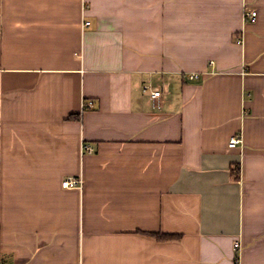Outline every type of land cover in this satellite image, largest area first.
<instances>
[{
	"label": "crops",
	"instance_id": "obj_1",
	"mask_svg": "<svg viewBox=\"0 0 264 264\" xmlns=\"http://www.w3.org/2000/svg\"><path fill=\"white\" fill-rule=\"evenodd\" d=\"M0 264H264V0H0Z\"/></svg>",
	"mask_w": 264,
	"mask_h": 264
},
{
	"label": "built area",
	"instance_id": "obj_2",
	"mask_svg": "<svg viewBox=\"0 0 264 264\" xmlns=\"http://www.w3.org/2000/svg\"><path fill=\"white\" fill-rule=\"evenodd\" d=\"M257 11L250 9V8H245V12H244V20L245 22H256L257 20ZM89 23H87L86 25H88ZM242 38L241 39H237V43L238 44H242ZM192 79H198L199 76L198 75H191L190 76ZM143 92L144 93H148L149 94V99L151 101V103L153 104V106H155L158 109L162 108L163 105V89L161 87H158V89H154L151 86H144L143 87ZM94 107V103L93 101H88L85 104V109H92ZM242 140L240 136H235L234 138H232L229 142V146L231 148H235L237 147L239 144H241ZM85 151L92 153L93 149L90 146H85ZM63 188L65 189H81L83 186V181L81 178H67L63 183H62ZM235 247H239V244H236Z\"/></svg>",
	"mask_w": 264,
	"mask_h": 264
},
{
	"label": "trees",
	"instance_id": "obj_3",
	"mask_svg": "<svg viewBox=\"0 0 264 264\" xmlns=\"http://www.w3.org/2000/svg\"><path fill=\"white\" fill-rule=\"evenodd\" d=\"M153 236L159 240H167L177 238L175 235H167V234H153Z\"/></svg>",
	"mask_w": 264,
	"mask_h": 264
}]
</instances>
